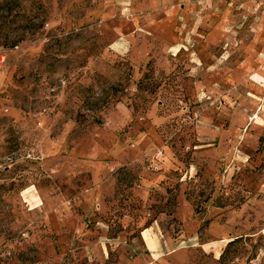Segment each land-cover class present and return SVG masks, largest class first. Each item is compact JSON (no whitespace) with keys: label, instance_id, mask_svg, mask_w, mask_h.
Wrapping results in <instances>:
<instances>
[{"label":"rangeland","instance_id":"1","mask_svg":"<svg viewBox=\"0 0 264 264\" xmlns=\"http://www.w3.org/2000/svg\"><path fill=\"white\" fill-rule=\"evenodd\" d=\"M0 264H264V0H0Z\"/></svg>","mask_w":264,"mask_h":264}]
</instances>
